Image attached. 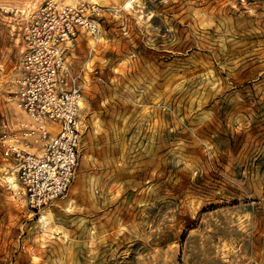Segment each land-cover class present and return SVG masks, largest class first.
Returning a JSON list of instances; mask_svg holds the SVG:
<instances>
[{"label": "rangeland", "instance_id": "obj_1", "mask_svg": "<svg viewBox=\"0 0 264 264\" xmlns=\"http://www.w3.org/2000/svg\"><path fill=\"white\" fill-rule=\"evenodd\" d=\"M45 1L0 0V134ZM52 1L98 11L66 49L78 163L32 210L0 161V264H264V0Z\"/></svg>", "mask_w": 264, "mask_h": 264}, {"label": "built area", "instance_id": "obj_2", "mask_svg": "<svg viewBox=\"0 0 264 264\" xmlns=\"http://www.w3.org/2000/svg\"><path fill=\"white\" fill-rule=\"evenodd\" d=\"M25 26L18 60L16 102L28 118L20 134H0V161L15 173L32 210L68 191L78 163L82 102L78 75L67 65V45L79 33L95 35L97 9L46 0Z\"/></svg>", "mask_w": 264, "mask_h": 264}, {"label": "bare ground", "instance_id": "obj_3", "mask_svg": "<svg viewBox=\"0 0 264 264\" xmlns=\"http://www.w3.org/2000/svg\"><path fill=\"white\" fill-rule=\"evenodd\" d=\"M12 183V182H11ZM13 184V183H12ZM42 218V217H41Z\"/></svg>", "mask_w": 264, "mask_h": 264}]
</instances>
